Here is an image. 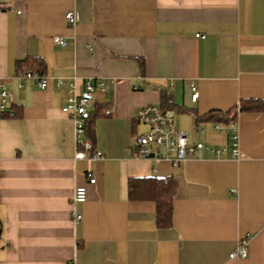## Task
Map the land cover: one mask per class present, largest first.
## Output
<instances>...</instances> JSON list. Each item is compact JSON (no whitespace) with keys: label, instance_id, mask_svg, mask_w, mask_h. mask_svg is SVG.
Listing matches in <instances>:
<instances>
[{"label":"crops","instance_id":"obj_1","mask_svg":"<svg viewBox=\"0 0 264 264\" xmlns=\"http://www.w3.org/2000/svg\"><path fill=\"white\" fill-rule=\"evenodd\" d=\"M35 57L46 88L17 74L18 60ZM74 79L78 93L87 80L110 86L94 96L104 113L87 133L102 157L75 158L62 111ZM0 82L10 94L0 114V264H264V111L239 109L264 99V0H0ZM163 96L190 142L226 154L198 150L177 164L176 151L130 156L148 129L138 108ZM233 108L240 157L232 130L215 127L228 121L195 119ZM149 175L178 181L171 227L157 225L154 200L129 198V178ZM78 185L87 198L75 205ZM244 237L248 254L231 258Z\"/></svg>","mask_w":264,"mask_h":264},{"label":"built area","instance_id":"obj_2","mask_svg":"<svg viewBox=\"0 0 264 264\" xmlns=\"http://www.w3.org/2000/svg\"><path fill=\"white\" fill-rule=\"evenodd\" d=\"M65 19L69 25H76L81 19L80 11L78 9L68 10L65 13ZM197 36L205 37L204 34H197ZM55 42L61 44L64 42V39L56 37ZM17 74L28 78L38 79L41 88H46L48 86V79L36 71L23 68L19 70ZM57 82L59 84L65 83L62 79L57 80ZM67 83L69 85V90L62 111L69 115L74 124L76 145L75 158L94 159L102 157L103 153L100 150L93 151V141L87 136L86 121L96 104L94 97L95 94L98 91H108L110 86L104 80H87L84 84V91L78 93L75 79L70 80ZM192 90V100L196 101L199 93L195 86H192ZM9 95L6 86L0 82V114L7 108ZM106 113H110V110L107 109ZM175 115L176 112L174 109H164L156 104H147L138 108L136 118L145 123L148 126V129L137 137L134 146H132L129 151L130 156L134 158L148 157L153 153L154 158L161 159L163 157L161 148H164L166 156L173 151L178 153V157L174 161L175 164H177L181 160L193 156L198 150H207L218 155L226 154V148H216L206 145L203 142H190L188 133L184 130H180L176 126ZM215 127L219 130H223L227 127L232 130L231 155L234 157H240L242 154L240 153L237 143V120L230 119L226 124L220 123ZM88 177L91 183L96 181V178L91 172H88ZM86 198V186H76L72 203L75 205L82 203ZM73 215L76 221L82 219V214L77 211H74ZM240 243L239 247L230 254L231 258L244 257L248 254V238H242Z\"/></svg>","mask_w":264,"mask_h":264},{"label":"trees","instance_id":"obj_3","mask_svg":"<svg viewBox=\"0 0 264 264\" xmlns=\"http://www.w3.org/2000/svg\"><path fill=\"white\" fill-rule=\"evenodd\" d=\"M17 70L23 68L36 71L40 74L44 73L45 62L38 57L27 58L25 60H18L16 62ZM162 108L169 109L172 108V104L169 100L163 96ZM240 111H264V99H254L248 98L243 99L239 105ZM99 111V112H98ZM13 112V113H12ZM12 116L18 114L17 110H10L6 112ZM103 108L96 107L92 110L91 114L86 121V130L90 136L93 137L94 128L93 122L99 114H103ZM237 116L236 108L230 109L228 111H217L210 112L206 115H199L196 113V122L201 120H209L217 118L218 121L227 122L230 119H234ZM178 181L174 176L168 177H157L155 175L149 176H135L130 177L128 180V193L131 200H147L152 199L157 205V225L159 227H171L173 225V200L177 191ZM1 235V226H0Z\"/></svg>","mask_w":264,"mask_h":264},{"label":"water","instance_id":"obj_4","mask_svg":"<svg viewBox=\"0 0 264 264\" xmlns=\"http://www.w3.org/2000/svg\"><path fill=\"white\" fill-rule=\"evenodd\" d=\"M148 157H149V158H152V157H154V154L151 153Z\"/></svg>","mask_w":264,"mask_h":264},{"label":"rangeland","instance_id":"obj_5","mask_svg":"<svg viewBox=\"0 0 264 264\" xmlns=\"http://www.w3.org/2000/svg\"><path fill=\"white\" fill-rule=\"evenodd\" d=\"M162 149V152H163V150H164V148H161ZM165 151V150H164ZM165 154V153H164Z\"/></svg>","mask_w":264,"mask_h":264}]
</instances>
